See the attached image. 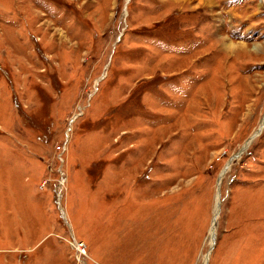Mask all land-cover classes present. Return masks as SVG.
Wrapping results in <instances>:
<instances>
[{"label": "rangeland", "instance_id": "obj_1", "mask_svg": "<svg viewBox=\"0 0 264 264\" xmlns=\"http://www.w3.org/2000/svg\"><path fill=\"white\" fill-rule=\"evenodd\" d=\"M263 118L264 0H0V264H264Z\"/></svg>", "mask_w": 264, "mask_h": 264}, {"label": "bare ground", "instance_id": "obj_2", "mask_svg": "<svg viewBox=\"0 0 264 264\" xmlns=\"http://www.w3.org/2000/svg\"><path fill=\"white\" fill-rule=\"evenodd\" d=\"M263 125H264V118H263L262 121H261L260 127L262 128ZM261 128H260L258 131H260ZM258 131H257L256 133H258ZM256 133H255L254 135H252V136H255ZM252 136H251V137H252ZM217 196H218V195H217ZM218 205H219V200H218V197H217V198L215 199V207H214V216H215V217H216V214H217V212H218ZM213 222H215V221H213ZM212 233H213V230L211 229L210 234H212ZM212 236H213V235H212ZM76 248L80 250V249L82 248V244H81V243L79 244V242L76 241Z\"/></svg>", "mask_w": 264, "mask_h": 264}, {"label": "crops", "instance_id": "obj_3", "mask_svg": "<svg viewBox=\"0 0 264 264\" xmlns=\"http://www.w3.org/2000/svg\"><path fill=\"white\" fill-rule=\"evenodd\" d=\"M232 234H233V232H232Z\"/></svg>", "mask_w": 264, "mask_h": 264}]
</instances>
